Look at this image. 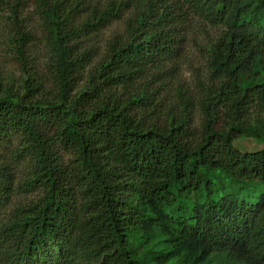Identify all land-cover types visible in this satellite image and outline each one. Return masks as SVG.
<instances>
[{
  "label": "trees",
  "instance_id": "16d2710c",
  "mask_svg": "<svg viewBox=\"0 0 264 264\" xmlns=\"http://www.w3.org/2000/svg\"><path fill=\"white\" fill-rule=\"evenodd\" d=\"M40 1L57 91L34 99L26 80L0 99V143L19 134L33 162L19 187L41 191L7 215L14 181L0 164V264H264V122L243 120L264 108V0L147 1L80 88L92 54L78 41L128 0ZM188 14L224 27L207 49L216 83L198 133L186 109L157 123L149 93H117L179 54ZM245 136L262 146H235Z\"/></svg>",
  "mask_w": 264,
  "mask_h": 264
},
{
  "label": "rangeland",
  "instance_id": "374dc122",
  "mask_svg": "<svg viewBox=\"0 0 264 264\" xmlns=\"http://www.w3.org/2000/svg\"><path fill=\"white\" fill-rule=\"evenodd\" d=\"M147 1L157 2L128 0L121 19L110 22L99 31L78 41L79 50L87 49L92 54L81 80L77 83L78 88L83 85L87 71L105 58L109 43L116 37H126V19L141 9ZM13 2L14 0H0V99L22 95L28 80V85L31 83L32 87H36L29 97L53 100L56 97L57 84L53 73V56L41 14V1L21 0L15 13H12L10 7ZM85 2L90 5L96 2L101 7L105 6L107 0ZM88 13V10L83 11L77 21L84 19ZM179 29V34L183 36L179 54L150 69L134 85L118 88L117 93H149L151 101L159 104L153 115V120L157 123L166 121L170 116L178 117L186 109L190 124L194 132L198 133L203 120L201 101L208 89L216 83L210 73L207 49L223 33L224 27L188 14ZM21 33L27 35L22 40V56L18 53L17 42ZM223 112L220 113V116L223 114L221 121L228 119ZM243 120L249 124H254L257 120L264 122V108L256 104L250 105L243 115ZM234 143L238 148L247 150L262 146V143L256 144L255 139L247 136L237 139ZM23 144L19 134H14L9 141L0 143V164L8 165L12 169L14 181V191L6 208L7 215L12 209L28 205L41 195L40 190L26 191L23 186L19 187L33 165L28 155L18 154ZM59 151L64 163L72 158L70 152L61 149Z\"/></svg>",
  "mask_w": 264,
  "mask_h": 264
}]
</instances>
